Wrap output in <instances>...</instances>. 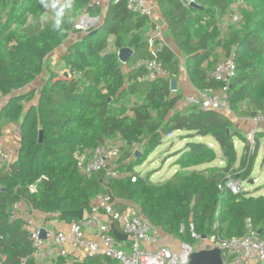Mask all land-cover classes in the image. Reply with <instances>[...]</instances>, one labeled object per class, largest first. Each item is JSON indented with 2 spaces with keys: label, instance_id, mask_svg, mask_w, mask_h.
Returning <instances> with one entry per match:
<instances>
[{
  "label": "trees",
  "instance_id": "16d2710c",
  "mask_svg": "<svg viewBox=\"0 0 264 264\" xmlns=\"http://www.w3.org/2000/svg\"><path fill=\"white\" fill-rule=\"evenodd\" d=\"M154 1L174 45L160 55L168 77L140 81L144 70L132 65L149 55V22L129 12L125 0H110L104 11L95 0H72L62 30L53 29V10L44 9L40 0H0V95L6 98L0 109V137L9 123L19 125L21 137L16 159L0 168L2 264H40L27 224L12 219L15 204H25L46 221L54 217L71 224L79 220L68 213L89 212L94 197L105 189L137 205L155 228L193 249L212 236H244L248 219L264 236V196L234 194L227 187L229 181L250 178L264 133H255L251 144L223 112L196 107L177 112L182 94L171 90V80L177 81L182 69L195 89L222 88L211 74L222 58H232L236 73L227 89L232 114L253 118L264 113V0ZM236 3L245 7L240 22L233 24L228 20ZM100 14L98 28L76 26L80 17ZM73 35L79 39L66 46ZM111 38L116 51L133 50L128 64L109 51ZM62 46L58 60L67 77L50 65ZM44 72L48 79L40 90L30 89ZM177 132L184 133L182 140L212 138L223 166L196 170L215 162L218 154L209 144L193 141L173 154L180 171L168 180L154 183L155 172H136ZM116 138L123 143L117 170L131 176L110 180L104 189L105 172L84 175L76 153ZM236 141L244 145L241 157ZM135 150L142 155L137 157ZM34 185L36 192H31ZM55 264L113 262L105 257L59 256Z\"/></svg>",
  "mask_w": 264,
  "mask_h": 264
},
{
  "label": "built area",
  "instance_id": "2783aa9c",
  "mask_svg": "<svg viewBox=\"0 0 264 264\" xmlns=\"http://www.w3.org/2000/svg\"><path fill=\"white\" fill-rule=\"evenodd\" d=\"M125 2L127 10L132 14L146 17L152 29L146 38L148 57L137 59L132 68L144 70L140 81L167 78L168 72L160 61L161 53L169 47L166 42L167 24L155 1L125 0ZM191 3L188 5L191 6ZM243 7L245 6L242 3L231 6L229 23L240 22L242 19L240 10ZM64 49L65 46L60 48L61 51ZM114 53L119 55V51ZM235 73L233 59H223L214 67L211 74L213 80L222 83L223 87L204 90L193 88L187 98L188 104L202 111L223 112L230 117L232 112L227 89ZM252 122L254 130L247 137L251 144L254 143L257 128L264 124V113L258 112L252 118ZM122 146L120 138H116L93 150L78 151L76 159L79 170L87 176L105 172L104 189L110 180L130 177V174L119 172L116 167ZM13 161L10 151L0 142V168L9 166ZM131 180L135 182V178ZM227 187L234 194L244 191L242 183L234 181H229ZM30 191L36 192V186H31ZM12 219H22L27 224L33 238L34 257L40 264L48 258L50 252L48 247L56 251L52 264H55L57 257L68 258L70 254H79L81 260L88 257H105L113 264H189L190 255L194 252L192 247L185 244H182L179 250L169 245H160L157 228L144 216L142 210L126 200L114 198L106 189L94 197L89 212L84 213L81 221L69 224L67 233L55 228H46L45 216L22 203L15 204ZM113 226L126 235L127 240L116 239L112 233ZM43 229L46 231L45 240L40 237ZM190 229L192 231L193 226H190ZM245 229L242 237L223 239L212 236L205 240L222 252L225 264H264V236H260L249 219L246 220ZM192 237L200 239L194 232Z\"/></svg>",
  "mask_w": 264,
  "mask_h": 264
},
{
  "label": "crops",
  "instance_id": "0c3cea01",
  "mask_svg": "<svg viewBox=\"0 0 264 264\" xmlns=\"http://www.w3.org/2000/svg\"><path fill=\"white\" fill-rule=\"evenodd\" d=\"M109 2H110V0H95V3L98 4V6L101 8L102 11H104L108 7ZM102 21H103V15L102 14H100L99 16H96V15H84V16L80 17V19H79V23H83V22L87 23L89 28H94V27L98 28L102 24ZM223 23H225V21ZM224 25H226V23ZM79 26H77V27L80 28ZM80 29L84 30L82 27ZM151 30H152L151 26L148 24V29H146V32H145L146 36L151 32ZM78 39H79V35L78 36L77 35L71 36L68 39V41L66 42V46H68L71 43L77 41ZM166 42H167L169 47L173 48L174 44H173V42H172V40L169 37L167 32H166ZM109 51L110 52H115L116 51L115 46H114V38L110 39ZM61 52L62 51L59 49L58 52L54 53L51 56L50 65H51V67L54 70L64 71V73H65L66 71L63 69V66L60 64V62L58 60V54L61 53ZM125 69H126V67H125ZM47 79H48V73L44 72L30 86V89H32V90L33 89L34 90L35 89L36 90H40V88L44 85V83L47 81ZM192 91H193V87L190 84L186 73L184 71H182L180 73L179 77H178V80H177V91L175 92V93L182 94V99L177 104V106L175 108V111L181 112V111H185V110L191 108V106L187 102V98L192 93ZM5 102H6V98H4V97H2L0 95V109H1L2 105ZM235 118H236V121H233V120L232 121H233L235 127L239 131H244L243 129H249V128L254 127V124L252 122V118H244V117H235ZM257 131L264 133V124L259 125V127L257 128ZM20 139H21V137H20V130H19V125L18 124L9 123L3 128L2 136L0 137V142L5 146V148L8 151H10V153L12 154L14 159H16V157L18 155V152H19ZM205 139L210 140L212 138H205ZM198 141H204V138L203 139L199 138ZM209 145L212 146L211 144H209ZM220 154H221V151H220ZM221 159H222V157H221ZM221 164L223 166L224 162L222 161ZM210 167H214V166L212 164L211 165L209 164V165L197 167L196 170H201V169L210 168ZM176 168H178V167H176ZM179 171H180V169H179ZM177 172L175 171V173H177ZM45 227L48 228V229L55 228V229H57L59 231L66 232V233L69 230V224L64 223V222H62V221H60V220H58L57 218H54V217L46 222ZM157 230H158L157 233H158L159 238H160V245H169V246L174 247L177 250L180 249V246L182 245L180 242H178L173 237L166 235L162 230H160V229H157ZM212 249H214V247L208 241L202 240L193 249V251L197 252V251L212 250ZM48 250L50 251L49 255H48V258L43 261V264H52L54 262L53 259L56 256V251L51 250L49 247H48ZM68 258H70V260H77V259L81 260V256L79 254H70ZM223 264H225V263H223Z\"/></svg>",
  "mask_w": 264,
  "mask_h": 264
},
{
  "label": "rangeland",
  "instance_id": "374dc122",
  "mask_svg": "<svg viewBox=\"0 0 264 264\" xmlns=\"http://www.w3.org/2000/svg\"><path fill=\"white\" fill-rule=\"evenodd\" d=\"M79 19L75 20L76 25H80L79 27H82L84 30L89 29L88 24L84 22L79 23ZM222 60L223 58L220 61ZM230 117L233 121H236V118L233 114H230ZM243 130L244 131L240 132L248 137V135L254 130V127ZM256 133L262 132L256 130ZM183 134L184 133L182 132H178L169 136L166 141H164V144L158 148V150L148 159V161L143 166L136 169V172L141 173L142 175H145L148 172H155L154 176L152 177V182L154 183H161L168 180L173 175H175V171H179V169L174 166L176 158L172 157L173 154L181 149H184L188 142L193 141L211 144L218 154V159L211 164L215 168H220L222 166L221 163L223 160L221 159L220 149L212 139L208 140L204 138V141H198V139L182 140L181 136H183ZM235 145L238 157H241L244 145L239 141H236ZM251 181H253V184L250 183ZM242 189L244 191L253 193L254 196H264V139H262L260 142V150L253 173L246 182L242 183Z\"/></svg>",
  "mask_w": 264,
  "mask_h": 264
},
{
  "label": "water",
  "instance_id": "95a60500",
  "mask_svg": "<svg viewBox=\"0 0 264 264\" xmlns=\"http://www.w3.org/2000/svg\"><path fill=\"white\" fill-rule=\"evenodd\" d=\"M191 7L201 10L202 7H200L199 5H197L196 3L192 2L191 3ZM97 31L95 30L92 34H95ZM133 50L130 48H122L119 50V61L122 64H128L129 61L132 59L133 57ZM65 77L68 76L67 73L64 74ZM171 90L173 92L177 91V81L176 80H171ZM42 141V133H40V137H39V142L41 143ZM142 155V153L140 151L136 152V156L140 157ZM250 183L253 184V181H251ZM68 216L81 221L83 219L84 216V211L80 210V211H75V212H69ZM112 233L115 236L116 239H118L119 241H125L127 240V236L120 233L115 226L112 227ZM260 234V232H259ZM40 237L45 240L46 239V231L43 229L40 233ZM189 264H223V256H222V252L217 249L214 248L212 250H202V251H194L189 258Z\"/></svg>",
  "mask_w": 264,
  "mask_h": 264
},
{
  "label": "clouds",
  "instance_id": "9594fccd",
  "mask_svg": "<svg viewBox=\"0 0 264 264\" xmlns=\"http://www.w3.org/2000/svg\"><path fill=\"white\" fill-rule=\"evenodd\" d=\"M44 9L53 10L52 27L54 30H62L65 16L72 7V0H40Z\"/></svg>",
  "mask_w": 264,
  "mask_h": 264
}]
</instances>
